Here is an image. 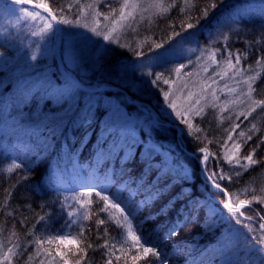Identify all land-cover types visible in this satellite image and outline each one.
Wrapping results in <instances>:
<instances>
[{"label":"trees","instance_id":"trees-1","mask_svg":"<svg viewBox=\"0 0 264 264\" xmlns=\"http://www.w3.org/2000/svg\"><path fill=\"white\" fill-rule=\"evenodd\" d=\"M45 2L58 19L70 22L60 23L62 29L78 24L87 15L97 18L103 26L113 27L112 19L118 16L120 9L117 1L108 5L100 0ZM213 2L217 3V8H209L208 16H203L205 8ZM162 3L163 7L156 5L142 20L134 19L123 25L117 42L106 51L105 71L110 70L116 77L122 69L142 66L176 45L195 44L204 53L181 90L189 88L196 113L200 108L204 111L199 116L190 113L170 118L158 110L153 98L141 97L119 82L104 81L102 91L106 97L123 100L125 92L129 100L136 103L125 106L129 113L143 106L156 114L153 125L156 138L174 145L177 150L174 155L181 161L175 169L155 157L169 173L171 187L161 198L140 204L148 192L137 182L141 168L139 158L132 163L125 157L121 174L120 160L97 151L101 112L96 113L90 125L69 126L64 135L51 136L45 131L40 139L47 137L46 144H38L36 137L29 134L26 120L21 123V117H27L35 105L20 103V81L42 71H63L54 55L31 59L40 43L41 23L35 22L39 17L35 20L27 17L16 26L2 23L3 15L13 8L38 11L33 4H29L30 7L16 5L13 0H0V254L11 248L12 252L8 253L11 264H64L65 260L68 264H76L77 260L79 264H107L109 259L112 264H146L144 258L132 260L137 250L131 247L120 210L109 207L101 211L104 205L100 198L95 193L91 197L86 195V186L79 182L77 173L86 178L92 172L97 177L92 186L102 194L114 193L126 185L121 191L120 203L121 207L131 205L136 213L133 230L144 239L156 241V246L167 253L168 264H264V250H261L264 245L255 243L264 236L257 215L258 212L264 215V205L253 202L251 207L246 206L243 209L246 217L255 219L242 217L240 225L229 221L227 209L223 208V203L251 200L264 189V144H260V138L264 137V109L257 107L247 120L239 116L241 112L248 113L253 101L264 99V0H162ZM110 7L116 8V13H110ZM97 12L104 15L97 16ZM41 14L46 17L43 20H48V13ZM52 23L55 29L52 39L56 42L59 30L55 22ZM188 23L194 27L187 28ZM156 43L162 46L156 48ZM237 50L242 56L236 66L242 70L239 75L227 63L230 58L235 63ZM137 52L141 55L137 56ZM249 77L256 78L250 98L244 83ZM99 80L100 77L95 78L92 83ZM229 88L236 91L229 92ZM196 99H200L199 104L194 103ZM225 101H229L227 110H222ZM234 124H240L235 132L232 131ZM252 124L256 129L250 131ZM240 131L246 135L239 136ZM229 134L232 139L228 138ZM248 135L252 140H247ZM237 143L241 144L239 151L235 148ZM253 148H256L253 158L258 163L240 168L236 160ZM14 160L22 167H12ZM241 163L247 164V161L241 159ZM29 168L33 171L29 172ZM237 171L239 176L235 175ZM214 172L230 175L232 179L220 181L221 189H217L206 179ZM25 175L29 177L27 180L23 179ZM178 193L176 205L166 215L159 214L167 201ZM87 200L92 203L85 204ZM185 201L196 208L193 221L181 223L179 235L166 239L177 219V208L183 207ZM68 212L73 215L67 216ZM49 214L51 218L47 222L39 220L40 216ZM145 217L151 219L141 223ZM69 219L76 224L64 231L72 233L76 244L60 245L50 239ZM101 219L105 221L103 225L98 224ZM121 224L124 227H120ZM81 225L82 237L78 235ZM37 238L44 242L37 245ZM88 243L93 244V249H87ZM0 264H8V261H0Z\"/></svg>","mask_w":264,"mask_h":264},{"label":"snow or ice","instance_id":"snow-or-ice-1","mask_svg":"<svg viewBox=\"0 0 264 264\" xmlns=\"http://www.w3.org/2000/svg\"><path fill=\"white\" fill-rule=\"evenodd\" d=\"M13 2L16 5L33 4L34 9H42L45 13H48V15L51 17V21H55L57 23H70L69 21L63 20L62 18L58 19L57 16L53 14L52 9L45 2V0H13ZM152 2L153 4L163 7L162 0H152ZM137 6L138 5L134 2V0H123L118 16H114L112 19L113 27L107 29L103 33L97 31L96 28H93L92 32H94L97 36L102 35L103 40L107 41L108 44L111 45L118 39V37L114 35L117 31L115 25L121 21L133 18V12H125V9L131 8L134 10ZM87 7L91 8L92 5H87ZM209 8H217V3L213 2L208 7H206L203 11V16H208ZM17 11L20 13V16L17 17L18 19H20L21 16L30 17L33 20L38 17L40 19H46V17H44L41 12L29 10L27 7H20L17 9ZM109 11L110 13H116V8L110 7ZM96 15L100 16L104 15V13L97 12ZM107 18V15H105V19ZM51 21L47 23L46 27L42 29V31L55 30ZM193 27L194 25L192 23L187 24V28L191 29ZM161 46L162 45L160 43L155 44L156 48H160ZM70 48L71 46L69 45L67 49V55L63 57L65 62V70L63 72L55 71L48 73L46 71H42L38 75H29L20 81V103L33 102L35 105L33 111L27 117H21V123H24L26 120L29 134L36 137L38 144H46L47 137L43 141L40 139L45 131L50 133L51 136H55L57 133L64 135L69 126L90 125L95 119L96 113L101 112L103 119L101 121V130L98 134L99 147L97 151L101 155L105 153H107L109 156L114 155L118 160H120L122 166L121 174H123V165L125 163L124 158L128 157V162L135 163L138 157L141 168L137 182L148 192V195L140 201V204H146L149 201H155L161 198L163 195H165V190L171 187V179L169 177V173L165 170L162 164L156 160L154 155L156 149L149 145L145 138H141L139 140L137 139V126L130 122L129 117L123 112L119 104H113L111 99L106 97L102 91L104 85L103 74L107 66L106 51L97 50L94 55L84 60L83 63H80L78 62V58L71 54ZM106 48L107 45L105 46V49ZM136 55L140 56L141 53L137 52ZM228 55L229 57L232 56L231 51H229ZM31 59L36 60V56H32ZM241 59L242 56L237 50L235 54V63L232 62L231 58L227 61L228 66L233 68L237 75H239L242 71L240 68L236 67L241 63ZM184 67L186 66L181 64L175 69L176 73L179 74L180 70ZM147 75L154 77L150 80V84L158 88L161 82L165 85L169 83V80L164 78L163 72H149ZM97 76L100 77V80L96 83H92V81ZM229 78L231 79L232 77ZM255 79V77H249L244 81L248 87L247 95L249 98L251 92L254 91L253 81ZM237 83H239V81ZM225 87L228 86L225 85ZM228 91L235 92L236 89L229 88ZM241 91L243 92V89ZM213 95H215V90H213ZM192 96V92L187 93V99L191 100ZM164 97L165 100H168L169 92L164 91ZM194 103L199 104L200 99H196ZM228 103L229 101H225V109L222 110H227L226 105ZM169 107L175 109V102L169 101ZM257 107L264 109V99L253 101L252 107L249 109L248 113L245 114L244 112H241L239 113V116H244V119L247 120L248 116H250ZM202 111H204V109L200 108L196 114L199 116L200 112ZM176 115L181 116L182 114L181 112L177 111ZM185 123H187V121H185ZM238 128H240V124L232 125L233 132H235ZM255 129L256 125L252 124V129H250V131ZM245 135L246 134L244 131L239 132V136L243 137ZM228 138L232 139L231 134H229ZM247 140H252V136L248 135ZM260 144H264V137L260 138ZM258 147L259 144H257V148ZM235 148L237 151H239L241 144H235ZM201 151H203V149ZM255 152L256 148H253L251 152L241 158L243 161H247V164L241 163V159H237L236 164L239 165L240 168H247L248 165L257 164L258 161L253 158ZM204 159L207 161L208 157H205ZM12 167L19 169L22 167V164H14ZM28 171L31 172L33 170L29 168ZM45 171H47V167H45ZM235 175L239 176L240 172L237 171ZM28 178L29 177L27 175L23 176V179L25 180ZM77 178L82 186H86L87 196L91 197L92 194L95 193V195L103 202L104 207L101 209V211H107L109 207L120 210L122 213V219L127 224V235L131 240V247L137 250L136 254L132 256L133 261H140L142 258H144L146 259V264H168V260L166 258L167 253H163L162 250L156 246V241L144 239L141 235H138L137 232L133 230V220L135 219L136 213L131 205L125 209L121 207L120 203L121 191L123 187H126V185L122 186L121 189H118L114 193L102 194V191L97 190L95 186H92L97 179L94 172L90 173L86 178L79 177V173H77ZM106 178L110 183H114L110 176H106ZM185 178L186 177H181V179ZM226 178L228 180L232 179L230 175L226 176L215 172L206 176V179L210 181L217 189H221L220 181ZM178 196L179 193L169 199L167 203L160 209L159 214L166 215L167 211L176 205ZM253 202L264 205V189H261V195H253L251 200H239L238 202L229 201L223 203V208L227 209L226 218L229 221L234 220L235 224L240 225L242 223L241 218L246 217V213L243 211V209L246 206L251 207ZM84 203L90 204L92 201L87 200ZM83 206L84 204L81 205V207ZM138 206L139 205H137V207ZM195 212L196 208L192 206L189 201H185L183 207H178L176 213L177 219L173 223V226L169 229L165 238L167 239L169 237H177L179 235L180 224L192 222ZM66 215L71 217L73 213L68 212ZM257 215L259 216L260 220L259 229L261 232H264V215H260L259 212ZM50 218V214L42 215L39 217V220L47 222ZM84 218L87 219V216L85 215ZM246 218L248 220L255 219L254 217ZM149 219H151V217H145L141 223H147ZM104 223L105 221L103 219L98 221L99 225H103ZM74 224H76V221L69 219L62 226L61 230L54 237H50V239L57 240L60 245L76 244L75 239L72 238V233L70 231L65 233L64 231V229H70ZM120 227H124V225L121 224ZM105 232H107V229H105ZM78 235L81 237L83 236V225H81V230ZM99 238V235H97V239ZM43 242L44 240L40 238L35 240L37 245ZM255 243L257 245H264V236H261L259 239H257ZM99 247L100 245L97 244L96 248L98 249ZM107 247L108 244L107 241H105V248L107 249ZM87 249H93V244L88 243ZM261 250H264V248ZM80 251L86 252V249H80ZM11 252L12 249L9 248L7 253L0 254V261H8V264H11L8 255V253ZM57 255H61V253L57 252ZM31 258V255H29V260ZM61 258L63 259V256ZM117 259H119V257H117ZM64 264H68V262L65 260ZM76 264H79V260L76 261ZM107 264H112L111 259L107 260Z\"/></svg>","mask_w":264,"mask_h":264},{"label":"rangeland","instance_id":"rangeland-1","mask_svg":"<svg viewBox=\"0 0 264 264\" xmlns=\"http://www.w3.org/2000/svg\"><path fill=\"white\" fill-rule=\"evenodd\" d=\"M100 1L104 2L106 5L111 4V1L119 2L120 6L123 3V0ZM134 2L138 5L134 10L131 8L125 9V12H133V18L121 21L115 25L117 31L114 35L117 37H119L120 29L126 22L134 19L137 21H139V19L142 20L146 15L150 14L156 6V4H153L152 0H134ZM17 9L18 8H13L10 12L3 15L4 17L2 19V23L4 25L16 26L18 22L27 19L26 16H21V18L18 19L17 17L20 16V13ZM47 19L51 21V18L48 16ZM48 20H35L36 23H41V29H39L40 34L38 37L40 43L37 50H35L34 56L40 57L54 55L62 71L65 70L63 57L67 55L69 45L71 46V54L78 58V62L83 63L84 60L94 55L97 50L107 51L108 47L117 42L116 41L109 45L107 41L103 40L102 35L97 36L94 32H92V29L96 28L97 31L103 33L112 26H103L97 21V18H94L91 15L84 16L78 24L62 29L61 36L58 34V38L56 42H54L52 39L55 35L54 30L42 31V29H44L49 22ZM106 45L107 48L105 49ZM203 53L202 48H199L195 44H179L167 53L156 58L154 57L142 66L128 70L122 69L116 77L112 76L110 70H106L103 74V81L113 80L119 82L120 85L128 87L130 91L140 95L141 97L153 98L158 110L164 113V115H168L170 118H174L177 111L181 112V116L190 113L195 114V105L191 102V100L187 99V93L191 92V90L188 88L186 91H182L181 87ZM181 64H184L186 67L182 68L180 73L177 74L175 69ZM149 72H163L164 78L168 79L169 83L165 85L161 82L159 88L151 85L150 80L154 77L148 76L147 73ZM98 77L99 76L96 78ZM164 91L169 92L168 100H165ZM169 101L175 102V109L169 107ZM111 102L113 104H119L123 112L129 117L130 122L137 126V139L139 140L141 138H145L148 144L156 149L154 153L155 157L161 158L163 162H166L177 169L175 166L181 161L178 160V156L174 155L175 153L177 154L176 147L166 141L156 138L155 129L153 127L155 124L154 122L157 119L156 114L143 106L139 107L134 113H129L125 106L134 104L128 103L126 99H111ZM13 164H19V161L14 160ZM122 208L127 209V207L124 206H122Z\"/></svg>","mask_w":264,"mask_h":264},{"label":"water","instance_id":"water-1","mask_svg":"<svg viewBox=\"0 0 264 264\" xmlns=\"http://www.w3.org/2000/svg\"><path fill=\"white\" fill-rule=\"evenodd\" d=\"M25 6H30V5L27 4V5H25ZM30 7H32V6H30ZM36 10H38V11H40V12L46 14L42 9H36ZM47 16H48L49 18H51L48 14H47ZM54 22H55V21H54ZM55 24L57 25L58 30H59V34H60V36H61V34H62V26H61L60 23H57V22H55ZM117 91L122 92V90H120V89H117ZM123 93L125 94V97H126V100L128 101V103H130V104H135V102H131V101L129 100V97H128L127 93H125V92H123ZM150 110H151V109H150Z\"/></svg>","mask_w":264,"mask_h":264}]
</instances>
